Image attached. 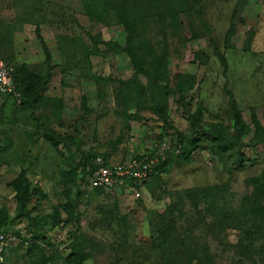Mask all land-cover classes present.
<instances>
[{
	"label": "rangeland",
	"instance_id": "1",
	"mask_svg": "<svg viewBox=\"0 0 264 264\" xmlns=\"http://www.w3.org/2000/svg\"><path fill=\"white\" fill-rule=\"evenodd\" d=\"M245 1L234 14L237 0H40L46 40L28 67L49 74L43 101L0 96V211L12 238L1 264H76L78 253L82 264H264V208L255 206L264 207L255 184L264 178V0ZM5 2L4 61L24 41ZM100 40L152 53L157 93ZM103 157H150L140 197L85 187L84 170ZM20 175L35 193L24 206L12 188ZM55 208L73 221L20 241L15 232L30 230L23 214Z\"/></svg>",
	"mask_w": 264,
	"mask_h": 264
},
{
	"label": "trees",
	"instance_id": "2",
	"mask_svg": "<svg viewBox=\"0 0 264 264\" xmlns=\"http://www.w3.org/2000/svg\"><path fill=\"white\" fill-rule=\"evenodd\" d=\"M21 0H16V6H20V2ZM24 1V0H22ZM31 2H36V0H30ZM99 1V5L101 6V4L103 5V3H106L107 0H98ZM18 2V3H17ZM40 3V1H39ZM246 3L245 0H237L236 2V7H235V11H234V14L237 13L239 10H242V5H244ZM90 8V7H89ZM237 8H238V11H237ZM39 11L41 12V10L39 9ZM43 13L42 15L39 14L38 17L36 18V21H35V32H36V35L38 37V39L42 42V38L40 37V34H39V23L44 21L43 19ZM233 26V19L231 20V27ZM229 38H230V32H227L226 33V36H225V43L228 45L229 44ZM96 45H103L107 50H112L114 53H126L127 56L129 57L130 61L133 62V64L135 65L136 67V70L137 72L140 74H146V82L148 84H153L155 83V79H153L154 77L151 76V70L155 72H157V67L155 66L157 63H156V59L153 58L154 56H151L152 53H148V54H144L141 52V54L136 51V46H135V43L132 42L129 44L128 46V49H125L124 47H121L119 45H115V44H112L108 41L106 42H103V41H98L96 42ZM232 47V45H231ZM244 47V46H243ZM233 48V47H232ZM246 48H242V50H245ZM46 53V61H49V53L48 51H45ZM198 53V52H197ZM197 53L194 54V56H196L197 58H200L199 57V54L197 56ZM4 61V60H3ZM11 68V75H12V79H13V82H14V85L16 87V90L20 93V100H24V103H28V105L30 106H33V105H37L38 103H41L43 101V91L46 87V85L48 84V81H49V74H45L44 76H42L41 74L39 73H33L30 68L25 65V64H15V63H10L9 61H5ZM149 62V63H148ZM155 66V67H153ZM149 71V72H148ZM150 73V74H148ZM184 79L188 78L189 79V82L187 83L189 86L187 89V91H189L192 86L194 85V83L190 80L192 79V76H184L182 77ZM153 88L152 90L154 92H156V88L153 87V85H151ZM157 93V92H156ZM10 98L12 99H15L11 96H9ZM23 103V102H22ZM58 138L57 141L56 140H52L53 141V144L55 146H57L58 144H60V139L59 137H56ZM68 138H70L68 136ZM214 140H217L218 141V138L216 137H213ZM222 139H219V141H221ZM188 144H190V142H188ZM179 150H180V154L181 155H184L186 152L190 151V148H188L187 146H183L181 145L179 147ZM136 159L138 160H143L145 157H135ZM148 158L150 157H146L147 160H149ZM104 159V157H103ZM161 159V158H160ZM104 165H109V164H113V163H109V162H106L105 159H104ZM119 163V162H118ZM161 163V162H160ZM154 168V172L157 168L162 167L163 164H160ZM95 168V164L93 163H89V165H87V168L84 170V180H85V177H86V180H85V187L88 188V190H94L95 192L96 191H101V192H104L103 189L101 188H90V174L92 172V170ZM158 170V169H157ZM259 181L256 180L255 181V184H256V188H257V191L258 193L260 194V198L261 196L264 197V178L261 180L260 183H258ZM12 188L13 190L15 191V194H16V198H17V201L19 204H21L22 206L26 205V203L29 201V199L31 198L32 194L34 193V191H32L30 189V186L29 184L26 182V179L23 177V175H20L18 176L13 182H12ZM139 188V187H138ZM35 194V193H34ZM257 208L258 207H261V208H264L260 205V203H256L255 205ZM29 214L30 212L28 211L27 213L23 214L22 216H27V220L29 222V228L30 230H28V234H26V236H22L20 235V232H15V234L18 235L20 241H37L39 239H42V233H38L37 231L40 229V226L42 224H51L52 226H54L55 224H58V223H61V222H64L65 224L66 223H70V221H73L74 217H73V214L71 212H68L67 211V219H61L60 218V212L57 211V208H55V211H53L52 215H50L49 217H29ZM32 228V229H31ZM0 233L4 234L6 237H10V231H9V228H8V224H7V217L6 215L0 211ZM28 235H32V239L29 240L27 239ZM158 245H159V248L161 249V253H162V256L164 258V260L168 259L170 256H169V245L168 243H166V241L164 240H161V241H158ZM6 253V252H5ZM5 253L3 256H5ZM75 254V253H74ZM77 263L76 264H82L83 261L87 258V256L83 253H78L77 255ZM172 258V257H171Z\"/></svg>",
	"mask_w": 264,
	"mask_h": 264
},
{
	"label": "built area",
	"instance_id": "3",
	"mask_svg": "<svg viewBox=\"0 0 264 264\" xmlns=\"http://www.w3.org/2000/svg\"><path fill=\"white\" fill-rule=\"evenodd\" d=\"M0 95L11 96L15 99L20 98V93L16 90L12 79L11 68L1 59ZM152 163L153 161L147 160L146 158L138 160L132 157L128 162L123 164L115 163L104 165V162L97 158L95 168L90 174V188H101L106 192L126 188L135 197H140L138 189L152 175ZM10 240H12L11 237H6L0 233V264L3 262V255L6 252Z\"/></svg>",
	"mask_w": 264,
	"mask_h": 264
},
{
	"label": "crops",
	"instance_id": "4",
	"mask_svg": "<svg viewBox=\"0 0 264 264\" xmlns=\"http://www.w3.org/2000/svg\"><path fill=\"white\" fill-rule=\"evenodd\" d=\"M33 1V0H32ZM40 0H36V2H31L30 0H24L20 1V6H16V0H10V3L4 4L5 7L9 6L11 9H13V23L10 27V31L12 32V35L14 36L15 40L23 38V42L21 44V41H17L16 43H13L10 45V50L5 53L3 58L6 59V61L10 63L15 64H26L31 65L33 62V59L31 58L34 55H37V53L41 54V49L39 50L35 46L37 45L39 39L35 32V21L39 14L42 15V11H39L38 5ZM18 3V2H17ZM45 21H42L39 23V34L43 41L46 40L45 34ZM10 37V36H9ZM0 45L1 41H0ZM20 48V50H19ZM36 48V50H35ZM37 52V53H36ZM27 58H21L23 55H25ZM44 61V60H43ZM43 64V62H42ZM9 97L7 95H0ZM49 98V96H47Z\"/></svg>",
	"mask_w": 264,
	"mask_h": 264
}]
</instances>
